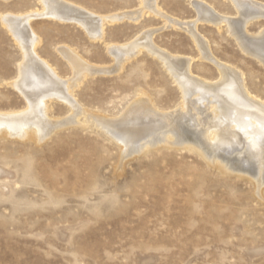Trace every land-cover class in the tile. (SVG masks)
<instances>
[{"label":"rangeland","instance_id":"374dc122","mask_svg":"<svg viewBox=\"0 0 264 264\" xmlns=\"http://www.w3.org/2000/svg\"><path fill=\"white\" fill-rule=\"evenodd\" d=\"M73 1L99 15L142 5L141 0ZM206 1L235 15L226 0ZM158 5L181 22L197 18L191 0H158ZM38 7V0H0L1 13ZM136 20L107 21L104 39L95 41L72 22L35 17L31 26L42 39L39 54L63 79L73 77L57 50L63 45L91 65L114 67L85 75L74 89L83 108L108 117L119 116L140 92L166 112L177 110L182 98L157 56L141 49L115 68L107 43L127 44L155 29L158 47L193 57L195 76L218 80L216 65L201 57L184 28L149 11ZM262 26L264 20L249 29L258 32ZM197 30L212 54L242 70L248 88L264 100V64L241 49L227 25L201 21ZM21 60L19 45L0 20V110L25 107L9 84ZM51 103L52 119L72 115L64 102ZM78 117L42 143L0 136V264H264L259 178L216 164L191 142L125 156L116 140Z\"/></svg>","mask_w":264,"mask_h":264},{"label":"bare ground","instance_id":"6f19581e","mask_svg":"<svg viewBox=\"0 0 264 264\" xmlns=\"http://www.w3.org/2000/svg\"><path fill=\"white\" fill-rule=\"evenodd\" d=\"M38 1L41 7L35 11L0 12L2 24L22 52L17 77L9 84L25 100L23 110H0V136L42 143L62 124L77 123L81 115L84 125H95L116 140L125 156L147 152L153 147L191 142L216 164L250 173L264 183V100L248 88L242 70L212 54L208 41L197 30L201 21L219 28L225 23L241 49L264 64V26L258 32L249 29L252 23L264 20L263 1L226 0L236 11L232 15L219 11L206 0H191L197 18L187 22L164 14L158 0H141L140 9L112 15L95 14L73 0ZM145 11L165 17L168 24L172 22L184 28L198 46L201 57L216 65L220 73L218 80L195 76L193 57L175 55L158 47L153 41L156 30L152 29L127 44L107 43V49L116 60L115 68H120L141 49L157 56L181 91L180 107L171 112L163 111L146 93L140 92L139 97L116 117L83 108L74 94L79 81L92 72H107L112 66L91 65L72 46L63 45L57 50L69 62L73 77L61 78L56 67L39 54L42 39L31 21L44 17L76 23L95 41L104 39L107 21L126 18L134 21ZM54 99L64 102L72 111L65 121L52 119L51 101Z\"/></svg>","mask_w":264,"mask_h":264}]
</instances>
